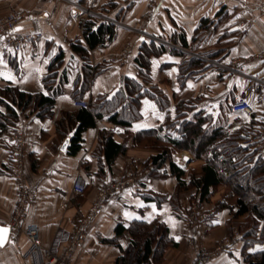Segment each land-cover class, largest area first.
<instances>
[{
	"label": "crops",
	"instance_id": "crops-1",
	"mask_svg": "<svg viewBox=\"0 0 264 264\" xmlns=\"http://www.w3.org/2000/svg\"><path fill=\"white\" fill-rule=\"evenodd\" d=\"M78 1L92 10L86 22L94 19L117 27L112 43L88 49L78 19ZM152 1L97 0L91 8L84 0H0V18L21 13L23 17L16 26L17 31L44 34L35 45L37 57L32 56L31 47L16 52L0 46V89L19 88L44 95H48L50 88L61 91L51 118H40L38 112L29 109L19 112L14 130L0 128L1 225L10 224L17 202L10 153V136L17 132L29 134L25 146V175L32 202L24 226L36 225L47 248L59 231L73 229L91 210L100 186L123 178L131 167L153 166L151 161L161 150L149 145L146 138L141 145L136 136L162 126L168 115L174 119L181 102L193 103L194 109L186 119L192 120L194 114L201 113L210 118L204 125L208 128L221 125L229 133L241 129L247 132L245 136L261 133V153L253 149L257 156L264 158V0H154L155 6L151 7ZM78 43L89 50L88 64L92 68H103V73L96 77L93 70L88 83L83 77L85 60L73 49ZM144 43H155L166 49L158 55L148 54L141 48ZM57 58L61 61L50 69ZM139 58L148 63L146 67L151 73L148 84L141 78L143 68L139 66ZM49 76L52 78L46 81ZM128 79L136 80L142 89L141 118L128 131L124 128V132L114 136L118 144L127 141V152L110 166L103 155L96 154L100 131L111 128L115 131L116 127L101 119L95 127L81 133L80 149L70 155L69 148L80 126L78 121H70V116L82 110L75 102L90 103L99 96L111 97L125 88ZM156 90L170 101L164 111L150 96L155 95ZM76 93L81 98L76 99L73 96ZM241 98L252 105L251 116L230 112L231 106ZM6 113V108L0 105V114ZM167 135L173 138L171 133L163 132V136ZM67 139L70 143L63 152ZM242 141L239 145L248 148ZM173 163L185 172L181 180L187 185L193 177H202L205 162L189 151L173 153ZM80 174L88 187L84 195L74 191V182ZM151 175L146 185L127 192L103 212L89 228L87 239L72 264H116L122 250L131 242L127 232L117 239L118 224L128 227L135 220L152 222L156 219L166 224L169 236L177 243V247L165 250L161 264H194L201 248L215 246L225 238L231 240V245L211 264H246L244 242L238 229L246 216L234 219L230 209H216L218 203L224 202L237 211V197L230 196L229 187H219L210 203L198 206L205 221L189 228L169 203L158 205L145 199L148 192L169 198L175 193L178 178L169 162ZM198 196L195 188H186L180 194L182 208L188 209L191 200ZM207 217H213L211 222ZM229 222L233 227L231 235L227 228ZM112 240H118L120 246ZM190 240H194L195 245H190ZM29 247L24 231L11 232L6 246L0 248V264H32L23 259ZM262 250L264 245H256L248 252Z\"/></svg>",
	"mask_w": 264,
	"mask_h": 264
},
{
	"label": "trees",
	"instance_id": "trees-1",
	"mask_svg": "<svg viewBox=\"0 0 264 264\" xmlns=\"http://www.w3.org/2000/svg\"><path fill=\"white\" fill-rule=\"evenodd\" d=\"M83 30V36L89 50H95L112 43L117 35V27L114 24L109 22L98 23L94 19L88 20L84 24ZM141 48L143 52L145 50L148 54L153 55L163 53L166 49L164 46H158L155 43H144ZM73 49L85 60L83 66L85 83H88L93 70L94 77L103 73L101 66L92 68L88 64V49L83 48L80 43L74 45ZM138 60L140 68H143L141 78L144 83L148 84L151 76L149 68L146 67L148 63H143L140 58ZM59 61L61 58L54 60L50 69H53L52 67ZM49 78L52 76L47 77L46 81ZM141 89L142 85L136 80L128 79L123 90L116 92L111 97L99 96L89 103L87 109H82L74 116H70V121H78L80 126L76 138L73 140V145L69 148V154L75 155L79 151L78 143L81 139V133L95 127L96 122L101 119L107 120L113 127L120 126L128 131L133 123L141 118ZM60 92V90L52 91L50 88L48 95H44L41 93L31 94L21 91L19 88L0 89V105L5 107L7 111L6 114H0V128L2 130H14L20 117L19 112L24 113L29 109L38 112L40 118H51L56 98ZM73 96L76 99L81 98L77 93ZM150 96L158 102L161 110L164 111L169 107L170 101L161 91L156 90V94ZM192 104V102L179 103L174 119L168 115L162 126L153 130L142 131L136 136V140L141 145L146 138L149 145L161 150V153L153 157L151 161L154 167L151 177L158 172L164 163L169 162L172 171L177 174L178 178L176 191L170 198L148 192L145 199L158 205L169 203L176 215L185 220L192 206L200 207L210 203L219 187H229L230 196L237 197V211H234L233 207L224 202L218 203L216 209H230L234 219L246 216L244 222L238 227L240 239L244 242L245 262L246 264H264V250L254 253L248 252V249L256 245H264V158L257 156L252 147L243 148L239 145L244 139L246 131L240 129L229 133L221 125L208 128L204 125L210 118L204 117L201 113L194 114L192 120L186 119L187 115L194 109ZM165 131L171 133L173 138L163 136ZM115 135L113 128L101 130L99 134V146L96 154L103 155L109 166L113 165L117 158L128 150L127 141L118 144L114 140ZM183 150L191 152L195 158L205 162L202 167V177L198 179L193 177L189 185L181 180V177L185 176V172L177 169L173 163V153ZM145 183H141L140 187L147 184ZM188 187L195 188L199 196L194 197L191 200V206L184 210L180 204V194ZM87 190L88 187L86 192ZM247 192H253L254 196H247ZM212 219L213 217H207L209 222ZM228 224V232L231 235L233 227L230 222ZM116 231L117 239L126 232L131 236L130 245L122 250V256L118 258L116 264H161L165 250L170 247H177V243L169 236V229L166 224L158 219L152 222L135 220L128 227L119 223ZM112 242L120 246L118 240H112Z\"/></svg>",
	"mask_w": 264,
	"mask_h": 264
},
{
	"label": "built area",
	"instance_id": "built-area-1",
	"mask_svg": "<svg viewBox=\"0 0 264 264\" xmlns=\"http://www.w3.org/2000/svg\"><path fill=\"white\" fill-rule=\"evenodd\" d=\"M84 1L88 2L91 8L97 3V0ZM150 6H155L154 0ZM76 9L80 12L78 19L80 20L82 29H84L86 20L93 14L92 10L84 7L80 1L76 4ZM22 17L23 14L21 13H11L0 18V46L13 49L16 52L26 47H31L32 56L37 57L38 50L35 48V45L44 38V34L42 32L25 33L17 31L16 26ZM75 106L87 109L89 103L79 100L75 102ZM230 112L232 114H245L251 116L253 114V107L246 98H241L231 106ZM124 131L125 129L123 127H115V133ZM28 137L29 134L24 131L14 133L10 136V153L13 162L11 178L17 188V202L13 211L12 220L7 226L10 228L11 232L24 231V235L29 240L30 247L23 255L24 260L32 264H72L76 252L87 239L89 228L101 218L103 212L115 201L117 202L127 192L132 191L136 187H139L141 183L145 182L153 172L154 167H131L127 170L123 178L106 182L100 186L97 191V198L91 210L73 229H62L59 231L54 242L47 248L42 243L40 230L36 225L24 226L27 218V211L32 202L31 189L27 184L25 175V146ZM167 137L172 138L170 135H167ZM262 141L263 136L261 133H249L244 137L242 145L244 147L255 148L261 153ZM86 189V180L84 176L80 174L74 182V191L77 194L84 195ZM186 220L187 226L189 228H194L197 224L205 221V215L201 214L197 207H194L189 212ZM235 235L237 237L238 233H235ZM189 244L195 245V241L190 240ZM230 245L231 240L228 238L212 250L201 248L198 251L194 264H211L212 261L223 254Z\"/></svg>",
	"mask_w": 264,
	"mask_h": 264
},
{
	"label": "water",
	"instance_id": "water-1",
	"mask_svg": "<svg viewBox=\"0 0 264 264\" xmlns=\"http://www.w3.org/2000/svg\"><path fill=\"white\" fill-rule=\"evenodd\" d=\"M70 143V139H67L63 145L62 151L65 152L68 148V145ZM186 161H188V159H186ZM0 229H7V232H0V238H3V242L0 243V248H3L6 246V244L9 241V237L11 235V230L8 226H4L0 224Z\"/></svg>",
	"mask_w": 264,
	"mask_h": 264
},
{
	"label": "rangeland",
	"instance_id": "rangeland-1",
	"mask_svg": "<svg viewBox=\"0 0 264 264\" xmlns=\"http://www.w3.org/2000/svg\"><path fill=\"white\" fill-rule=\"evenodd\" d=\"M246 195L247 196H254V194H253V192H247L246 193ZM194 207H197L198 208V206L197 205H195V206H192V208L190 209V211L194 208ZM189 211V212H190ZM189 212L187 213V214H189ZM188 216V215H187ZM187 216H186V218H185V221H186V223H187ZM226 240V238L225 239H223L221 242H219L218 244H216L215 246H212V247H210V248H207L208 250H212V249H214L216 246H218V245H220L221 243H223L224 241Z\"/></svg>",
	"mask_w": 264,
	"mask_h": 264
},
{
	"label": "snow or ice",
	"instance_id": "snow-or-ice-1",
	"mask_svg": "<svg viewBox=\"0 0 264 264\" xmlns=\"http://www.w3.org/2000/svg\"><path fill=\"white\" fill-rule=\"evenodd\" d=\"M8 230L7 229H0V232H7ZM3 242V238H0V243Z\"/></svg>",
	"mask_w": 264,
	"mask_h": 264
}]
</instances>
